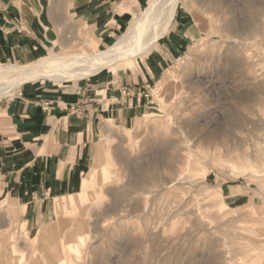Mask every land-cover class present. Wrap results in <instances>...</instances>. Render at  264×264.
I'll list each match as a JSON object with an SVG mask.
<instances>
[{"label": "rangeland", "instance_id": "obj_1", "mask_svg": "<svg viewBox=\"0 0 264 264\" xmlns=\"http://www.w3.org/2000/svg\"><path fill=\"white\" fill-rule=\"evenodd\" d=\"M149 1L98 47L73 0H44L51 21L33 62L108 50ZM180 1L149 58L117 72L113 88L147 78L148 97L124 123L98 114L80 186L37 217L0 204V264H264V0ZM106 78L86 84L112 105L98 92Z\"/></svg>", "mask_w": 264, "mask_h": 264}, {"label": "crops", "instance_id": "obj_2", "mask_svg": "<svg viewBox=\"0 0 264 264\" xmlns=\"http://www.w3.org/2000/svg\"><path fill=\"white\" fill-rule=\"evenodd\" d=\"M140 1L73 0V10L100 47L122 32L126 14H136L133 2ZM50 21L44 0H0V64L28 65L36 60ZM54 21L63 23L58 17ZM116 76L106 78L98 91L109 96L112 105H103L86 80L62 88L21 91L0 103V204L25 206L37 217L40 206L66 198L80 186L96 149L98 114L101 122L113 115L124 123L141 105L138 92L147 90L146 77L141 88L132 86L131 77L121 78L113 88Z\"/></svg>", "mask_w": 264, "mask_h": 264}, {"label": "bare ground", "instance_id": "obj_3", "mask_svg": "<svg viewBox=\"0 0 264 264\" xmlns=\"http://www.w3.org/2000/svg\"><path fill=\"white\" fill-rule=\"evenodd\" d=\"M180 7V0H150L126 33L103 52L93 55L74 54L64 58L51 56L24 66L4 67L0 64V96L9 95L13 89L23 85L39 88L46 81L66 86L104 71H108L113 79L118 71L133 69L136 63L149 58L156 45L164 39L172 22L177 20ZM118 204L119 201L116 202V208Z\"/></svg>", "mask_w": 264, "mask_h": 264}, {"label": "built area", "instance_id": "obj_4", "mask_svg": "<svg viewBox=\"0 0 264 264\" xmlns=\"http://www.w3.org/2000/svg\"><path fill=\"white\" fill-rule=\"evenodd\" d=\"M145 92H146V90H144L143 92H141V91H140V95H141V96L143 95V96H144V98H147V97H148V95H146V93H145Z\"/></svg>", "mask_w": 264, "mask_h": 264}]
</instances>
